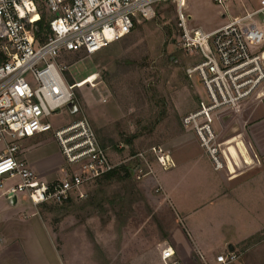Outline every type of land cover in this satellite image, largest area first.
I'll use <instances>...</instances> for the list:
<instances>
[{
	"label": "rangeland",
	"instance_id": "obj_1",
	"mask_svg": "<svg viewBox=\"0 0 264 264\" xmlns=\"http://www.w3.org/2000/svg\"><path fill=\"white\" fill-rule=\"evenodd\" d=\"M257 1L234 0L230 14L251 10ZM182 10L191 16L190 24L206 30L227 19L213 0H183ZM178 36L177 6L166 1L155 7L152 19L136 24L130 33L99 52L64 57L68 66L64 76L69 83L91 73L96 79L74 89L79 106L75 113L64 107L49 121L58 128L85 115L117 168L127 166L129 174L122 171V178L92 181L82 188V198L73 196L61 204L31 205L19 195L17 208H24L0 223V264H162L159 249L164 244L172 246L179 237L182 241L184 233L190 237L188 225L193 221L197 228L196 216L180 222L155 188L161 177L166 185H186L184 190H171L173 205L192 198L190 185L197 178V166L185 161L166 170L150 155V148L156 145L165 150L171 145L167 151L172 161L187 160L198 152L192 140L197 142V138L183 127L181 118L202 97L199 79L186 73V67L199 56L186 55L177 44ZM256 93L244 104L243 113L248 105L264 113V89ZM38 137L55 160L58 144L53 132ZM3 150L5 143L0 142V153ZM137 152L150 159L144 166L151 174L138 178L131 170L138 163L133 158ZM209 161L205 155L195 160L203 177ZM63 175L61 169L58 177ZM0 203L8 205V200L0 198ZM176 222L177 232L173 228Z\"/></svg>",
	"mask_w": 264,
	"mask_h": 264
},
{
	"label": "built area",
	"instance_id": "obj_2",
	"mask_svg": "<svg viewBox=\"0 0 264 264\" xmlns=\"http://www.w3.org/2000/svg\"><path fill=\"white\" fill-rule=\"evenodd\" d=\"M166 1L177 6L179 48L199 56L186 73L199 79L202 97L181 123L194 132L214 167H223L224 141L214 120L239 112L264 89V0L234 15L230 14L234 0H213L227 19L211 30L188 22L191 16L183 12V0H0V142L5 143L0 189L14 180L5 187L7 199L22 195L31 205H39L82 198L85 185L118 167L85 115L58 128L49 121L53 113L75 102L74 89L81 82L66 80L64 57L99 52L136 24L152 19L155 7ZM47 132H53L64 160V175L50 180L18 158L16 143ZM150 155L164 169L171 167L168 151L161 146H152ZM133 158L138 163L131 170L138 178L152 173L144 166L150 159L143 152ZM155 190L161 192V187L156 185ZM239 257L227 250L215 255L214 264H231ZM159 258L162 264H185L167 243Z\"/></svg>",
	"mask_w": 264,
	"mask_h": 264
},
{
	"label": "crops",
	"instance_id": "obj_3",
	"mask_svg": "<svg viewBox=\"0 0 264 264\" xmlns=\"http://www.w3.org/2000/svg\"><path fill=\"white\" fill-rule=\"evenodd\" d=\"M242 110L243 107L237 113L224 116L217 120V126L214 125L220 140L224 141L226 163L221 169L215 168L211 162L207 174L204 173V177L203 172L199 174L201 168L195 160L204 155L210 159L195 139L192 140L198 152L187 160L170 159L169 170L185 161L197 166V178L193 177L190 185L196 193L191 194L192 198L178 200L173 205L171 190L174 187L184 190L186 185H166L161 177L157 178L160 193L170 203L176 219L189 221L196 216L194 219L199 223L197 228L195 222L189 223L190 237L184 233L182 241L179 237V241L173 242L176 256L185 264H214L215 255L227 250L240 254L238 260L231 264H264V113L260 114L259 107L251 105L244 113ZM237 114V118H230ZM39 135L18 140L17 154L41 178L50 180L58 177L64 160L59 147L54 160V155L43 148L44 142ZM171 147L168 145L167 150ZM7 186L0 189V198L7 199ZM201 189L204 193H200ZM7 200L8 205L0 203V223L24 208H17L20 206L19 196L14 202ZM173 228L177 232V222Z\"/></svg>",
	"mask_w": 264,
	"mask_h": 264
},
{
	"label": "trees",
	"instance_id": "obj_4",
	"mask_svg": "<svg viewBox=\"0 0 264 264\" xmlns=\"http://www.w3.org/2000/svg\"><path fill=\"white\" fill-rule=\"evenodd\" d=\"M128 170H129V168H127V166H121L120 168H116L113 171L107 173L104 176V178L105 179H113L115 177L122 178V176L120 175L122 173V171L125 172V174H129Z\"/></svg>",
	"mask_w": 264,
	"mask_h": 264
},
{
	"label": "bare ground",
	"instance_id": "obj_5",
	"mask_svg": "<svg viewBox=\"0 0 264 264\" xmlns=\"http://www.w3.org/2000/svg\"><path fill=\"white\" fill-rule=\"evenodd\" d=\"M95 79H96V75L94 73H91V74L87 75L86 78L81 80V82L78 84V87H81L87 83H90V82L94 81Z\"/></svg>",
	"mask_w": 264,
	"mask_h": 264
},
{
	"label": "water",
	"instance_id": "obj_6",
	"mask_svg": "<svg viewBox=\"0 0 264 264\" xmlns=\"http://www.w3.org/2000/svg\"><path fill=\"white\" fill-rule=\"evenodd\" d=\"M67 108H68V110L71 113H75L76 110H77L76 103L74 101L69 102L68 105H67ZM15 200H16V197L15 196H12V200L11 201L14 202Z\"/></svg>",
	"mask_w": 264,
	"mask_h": 264
}]
</instances>
